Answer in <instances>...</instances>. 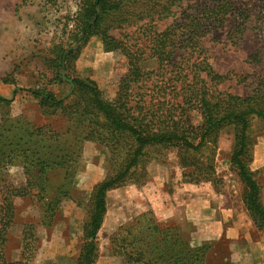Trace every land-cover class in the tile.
Wrapping results in <instances>:
<instances>
[{
    "label": "trees",
    "instance_id": "1",
    "mask_svg": "<svg viewBox=\"0 0 264 264\" xmlns=\"http://www.w3.org/2000/svg\"><path fill=\"white\" fill-rule=\"evenodd\" d=\"M183 1L186 0H81L80 25L75 40L86 43L90 37L98 36L103 51H119L127 62L126 72L120 78L112 100L104 98L93 80L67 74L70 59L77 55L79 48L67 54H64L66 49L61 48L56 57V78L63 82L60 71L64 68L72 90L69 96L57 97L43 88L17 89L36 98L47 116L59 110L67 126L64 131H58L21 117L0 122V264H17L8 262L4 255L7 232L14 221L13 198L36 199L43 205L45 216L52 219L61 199L75 191V174L71 171L77 165V156L70 130L76 124L83 125L79 142L73 143L78 150L82 142L92 141L103 145L109 143L123 153L107 159L109 166L117 168L92 190L83 243L75 264H94L97 259V233L106 213L107 192L126 183L140 185L144 182L133 175L145 148L174 147L178 151L200 152L209 144L211 135L227 124L239 128L230 161L245 187V209L256 230L264 237L262 188L250 169L251 143L247 137L251 117L264 121V72L256 75L255 87L245 97L212 92L200 76L204 73L211 85L227 79V74L214 72L208 63L203 38L225 24L230 26L229 40L239 37L252 16L258 24L256 29H260L264 23V0H195L186 5L170 25L158 31L155 21L173 16L171 9ZM116 15L127 26L142 23L137 26V34L145 39L144 48L127 45L107 33L104 21ZM145 19L148 20L142 22ZM145 53L147 58L157 60V72L145 73L141 69L140 62ZM194 55V61L190 62ZM176 57L182 61L178 63ZM252 59L258 61V54ZM184 60L190 63L183 64ZM167 68H170L169 76L162 74L160 77L158 73H165ZM150 79L160 82L159 88H163L165 97L155 110L150 108L151 103L145 102L139 88L136 93L132 88ZM7 81L2 79V82ZM11 102L12 99L0 95V106L7 107ZM161 107H165L164 111ZM187 111L199 112L201 121L197 126L185 129L183 117ZM119 140L129 142L118 147ZM11 166L22 168L24 185L17 187L4 177V171ZM208 180L205 176L193 183ZM22 227L26 231V225ZM109 244L112 254L123 257L122 264H208L207 255L214 249L212 242L192 244L180 226L168 221L158 222L152 211L141 212L119 225L109 236ZM221 261L222 264H233L227 258Z\"/></svg>",
    "mask_w": 264,
    "mask_h": 264
},
{
    "label": "rangeland",
    "instance_id": "2",
    "mask_svg": "<svg viewBox=\"0 0 264 264\" xmlns=\"http://www.w3.org/2000/svg\"><path fill=\"white\" fill-rule=\"evenodd\" d=\"M194 1H183L180 6L171 9L173 16L155 21L157 30H164L175 18L179 17L180 11L186 5ZM80 4L81 0H0V95L12 99L9 106H0V122L4 119L16 120L21 117L36 125L52 126L58 131L65 130L67 126L65 117L59 113V110L55 111L54 115L47 116L43 114L36 98L28 92L17 90L43 88L57 97L69 96L72 90L67 83L64 68L60 71L63 82L56 78V57L61 48L66 49L64 54L79 48L77 55L70 59L67 71L69 76L89 78L97 84L105 99L112 100L115 97L118 82L126 72L127 62L119 51H103V45L98 36L90 37L86 43L75 40L80 25ZM253 17L247 23L245 31L232 40H229L227 36L229 24L223 25L203 38V47L206 49V58L211 68L218 74L228 75L222 83L211 85L205 74H200L206 82V87H210L212 92L228 93L239 97L248 96L255 87L256 75L264 72V23L260 29H256L258 24L255 23ZM140 24L142 23L133 26L124 25L116 15L106 18L103 25L107 27V33L115 39L127 45L144 48L145 39L137 34V26ZM178 52L184 53L183 51ZM255 54H258V61L252 59ZM194 59L195 55L189 61H194ZM175 61L179 63L182 60L176 57ZM188 62L184 60L182 63ZM140 67L145 73H155L158 70V62L155 58H147L145 53ZM169 69L167 68L165 73L160 71L158 75L160 77L162 74L169 76ZM2 79L8 81L2 82ZM141 84L143 85L132 86L134 93L139 88L140 93L144 95L145 102L151 103L150 108L155 110L159 107V102L165 98L163 88H159L160 82H152L150 79L147 82L142 81ZM16 90L17 93L14 94ZM164 109L165 107H161L162 111ZM183 120L186 124L185 129L195 127L201 121L200 113L187 111ZM82 127L83 125L76 124L71 128L70 137L74 139V142H79ZM238 129L233 124L222 126L211 135L209 144L200 152L178 151L174 147H147L133 175V178L136 175L135 179L144 182L140 185L126 183L116 189L125 191V196L129 197L130 186H132L137 190L138 200L143 204L147 201L143 196L152 191L157 194L171 195L182 191V184L199 186L205 183L211 190L228 195L235 208L243 211L244 214L239 215L234 221V230L237 228L241 231L249 225L248 228L252 232L256 228L244 206L245 187L230 161ZM247 137L251 143L250 169L258 166L252 171L255 172V178L261 185V199L264 204V166H259L264 162L262 150L264 148V121L251 117ZM74 142L72 145L77 156V165L74 169L72 167L71 172L74 171L75 174V191H71L69 197L61 199L52 219L45 216L43 205L36 199L29 197L12 199L15 211L14 221L7 232V241L4 245V255L8 262L17 264L75 263L83 243V229L87 220V204L90 198L84 193L85 190L81 189L85 183L80 181L83 177L92 176L98 183L107 175L112 174L117 167L109 166L107 159L112 156L118 157L123 150L113 149V146L108 143L110 141L104 145L84 141L78 150ZM127 142L129 141L119 140L117 146L120 147ZM258 147H261L258 159L256 157V162L252 164ZM3 175L17 187L25 184L20 166L9 167ZM205 176L209 178L208 181L193 183L195 179H204ZM155 179L157 180L151 187L152 191H149V188L146 189L147 184ZM77 180L78 189L81 190L76 188ZM116 193L118 192H113L109 198V217L112 218L116 208L115 203L119 199ZM125 209L128 212V205ZM156 219L158 222L167 223L158 217ZM24 225H26V231L22 227ZM230 228L226 229L227 233L235 235ZM23 236L26 237L25 240L22 239ZM109 236L105 231L98 236V255L112 253ZM212 247L214 249L207 255L208 264H222L221 260L226 258L230 260V252L226 243L213 242Z\"/></svg>",
    "mask_w": 264,
    "mask_h": 264
},
{
    "label": "crops",
    "instance_id": "3",
    "mask_svg": "<svg viewBox=\"0 0 264 264\" xmlns=\"http://www.w3.org/2000/svg\"><path fill=\"white\" fill-rule=\"evenodd\" d=\"M258 148L255 151V159L252 164L256 162V157L258 159L261 147ZM262 150L264 152V148ZM259 166H264V162ZM255 168H251V170ZM156 180H151L145 188L152 191L151 187L154 186ZM80 182L85 183L81 189L85 190L84 193L90 197L97 181L92 176H86ZM76 185L78 189V180ZM182 185V191L171 195L157 194L152 191L143 196L144 200H147L143 204L138 200L137 190L132 186H130L129 197L125 196V191H118V189L108 191L106 194V213L97 233V242L102 231L111 235L119 225L130 220L133 216L146 210H152L159 219L180 226L182 233L194 245H200L204 242L226 243L230 252V261L233 264H264L263 235L257 230L251 232L248 228L249 225L241 231L237 228L234 230L235 219L244 213L235 208L228 195L211 190L209 185L205 183L199 186L186 183ZM113 192H118L116 194L119 195V199L116 203L114 202L116 208L112 218L109 217V198ZM127 205L128 212L125 209ZM227 228L233 230L235 235L228 234ZM122 262V256L108 253L99 254L94 264H122Z\"/></svg>",
    "mask_w": 264,
    "mask_h": 264
},
{
    "label": "water",
    "instance_id": "4",
    "mask_svg": "<svg viewBox=\"0 0 264 264\" xmlns=\"http://www.w3.org/2000/svg\"><path fill=\"white\" fill-rule=\"evenodd\" d=\"M64 77V76H63ZM69 82H70V80H69Z\"/></svg>",
    "mask_w": 264,
    "mask_h": 264
}]
</instances>
